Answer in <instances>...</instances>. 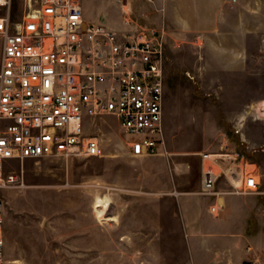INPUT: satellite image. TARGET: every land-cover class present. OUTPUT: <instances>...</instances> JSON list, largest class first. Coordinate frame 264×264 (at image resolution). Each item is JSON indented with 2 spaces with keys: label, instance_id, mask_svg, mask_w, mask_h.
<instances>
[{
  "label": "built area",
  "instance_id": "built-area-1",
  "mask_svg": "<svg viewBox=\"0 0 264 264\" xmlns=\"http://www.w3.org/2000/svg\"><path fill=\"white\" fill-rule=\"evenodd\" d=\"M16 1L0 0V262L4 192L24 187L15 164L103 157L89 130L106 118L117 122L134 157L159 155L166 138L164 28L131 19L117 32L88 23L82 0H23L24 16L14 22ZM235 165L239 193L258 194L257 176ZM217 179L205 171L204 195H216Z\"/></svg>",
  "mask_w": 264,
  "mask_h": 264
},
{
  "label": "crops",
  "instance_id": "crops-1",
  "mask_svg": "<svg viewBox=\"0 0 264 264\" xmlns=\"http://www.w3.org/2000/svg\"><path fill=\"white\" fill-rule=\"evenodd\" d=\"M92 1L82 0L86 21L92 24L123 32L127 28L126 22L132 18L124 20L122 12L134 11L137 6L144 5V16L149 22L147 26L164 28L166 42L172 28L182 27V34L196 36L207 30L224 28L228 43L243 45L237 48L240 53L253 50L245 44L250 18L252 15L257 18L264 16V0H153L152 4L147 0H95L106 2L119 11L118 21L114 23L93 17L89 5ZM253 28L260 30L259 24ZM232 51L220 48L213 57L224 62ZM193 80L198 82L196 78ZM164 116L165 146L159 155L138 158L128 151L123 158L126 165H118L123 164L118 161L107 163L105 176L99 178L100 193L105 191L100 197L110 199L105 217L113 218L114 222H100L95 210L81 215L90 221L82 225L75 222L78 219L75 216H69L62 224L59 223L61 218L44 219L36 213H11L5 226V251H39L43 244V226L46 225L49 229L65 226L67 235L63 245L70 252H130L132 262L138 261L136 258L141 254V260L145 259L150 264H248L264 261V153L251 145H246L242 151L241 166L257 167L256 176L260 178L261 185L258 194H241L239 190L243 181L231 174V168L236 166L233 162L240 155L234 151H214L212 155L205 154L200 165L190 162L182 154L173 152L170 119H166V112ZM209 169L218 177L214 196L203 194V177ZM108 171L116 172L113 186L107 185ZM120 172L127 178L118 176ZM107 191L116 194L112 196L109 193L108 196ZM121 194L145 197L139 199L140 208L128 210L134 201L127 200L126 205L123 201L118 202L116 197L120 195L123 198ZM18 219L24 223H16ZM79 227L81 231L76 233ZM29 229L33 231L29 232ZM14 264L38 263L36 259L29 261L16 256Z\"/></svg>",
  "mask_w": 264,
  "mask_h": 264
},
{
  "label": "rangeland",
  "instance_id": "rangeland-1",
  "mask_svg": "<svg viewBox=\"0 0 264 264\" xmlns=\"http://www.w3.org/2000/svg\"><path fill=\"white\" fill-rule=\"evenodd\" d=\"M89 5L93 17L114 23L118 21L119 11L106 2L93 0ZM24 6L23 0L16 1L12 10L14 22L23 18ZM145 9L144 5L137 6L134 11L122 12V15L124 20L132 18L145 27L149 25L144 16ZM257 24L260 30L253 28ZM263 24V15L258 18L252 15L250 18L245 44L252 47V53H240L237 48H241L242 44L228 43L229 37L224 28L207 30L200 36L182 34V27L171 29L166 42L165 112L166 119H170V146L175 150L174 153L182 154V157H187L196 165L201 164L205 154L212 155L214 151H234L240 157L233 164L240 163L246 145L264 153ZM225 47L234 51L227 61H218L213 54ZM217 84L222 87L219 88ZM89 133L101 140L105 149L103 157L26 160L14 165L13 171L23 174L24 187L4 192V234L7 218L11 213H36L44 219L61 218L59 223L63 222L62 224H65L69 216H75L78 218L75 222L82 225L90 221L81 215L94 212L98 201L108 200L110 203L109 198L100 197L105 191L100 193L99 178L101 175L105 176L107 163L118 161L123 163L118 165L127 164L123 162V158L130 151L127 147L129 140L112 118L98 120ZM246 170L258 175L257 167L247 164ZM107 175V185L113 186L116 172L108 171ZM121 175L123 174L120 172L118 176ZM123 176L127 178L126 175ZM109 193L112 196L116 194L114 191H107L108 196ZM121 195L123 198L120 195L116 197L118 202L123 201L126 205L127 200L134 201L133 206L127 207L128 210L140 208L139 199L145 197L138 194ZM19 222L24 223L21 219L16 221ZM43 227V244L39 251L10 253L4 248L0 264H14L16 256L29 261L36 259L38 264H150L145 259L141 260V254L136 258L138 261L132 262L130 252L66 251L63 245L67 235L65 226H59L58 229H49L46 225ZM31 231L33 230L29 229ZM79 231L80 227L76 233ZM256 262L264 264L262 260Z\"/></svg>",
  "mask_w": 264,
  "mask_h": 264
},
{
  "label": "bare ground",
  "instance_id": "bare-ground-1",
  "mask_svg": "<svg viewBox=\"0 0 264 264\" xmlns=\"http://www.w3.org/2000/svg\"><path fill=\"white\" fill-rule=\"evenodd\" d=\"M108 206H109L108 200H100L97 202L95 206V214L98 215V219L100 220V222H104V221L112 222L114 220L113 218L108 219L105 217V212L107 211Z\"/></svg>",
  "mask_w": 264,
  "mask_h": 264
}]
</instances>
